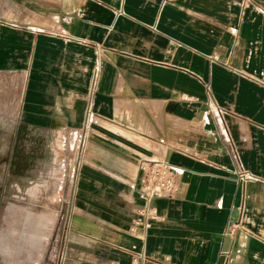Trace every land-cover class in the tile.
I'll return each mask as SVG.
<instances>
[{"label":"crops","instance_id":"0c3cea01","mask_svg":"<svg viewBox=\"0 0 264 264\" xmlns=\"http://www.w3.org/2000/svg\"><path fill=\"white\" fill-rule=\"evenodd\" d=\"M3 116L44 136L99 122L38 254L1 215L0 264H264V0H0ZM150 158L181 175L145 229Z\"/></svg>","mask_w":264,"mask_h":264},{"label":"rangeland","instance_id":"374dc122","mask_svg":"<svg viewBox=\"0 0 264 264\" xmlns=\"http://www.w3.org/2000/svg\"><path fill=\"white\" fill-rule=\"evenodd\" d=\"M79 138L75 131L65 136L56 131L46 136L35 134L22 125L17 126L16 119L4 116L0 119V227L3 224L1 215L8 208L15 214L11 223L16 228L17 241H24L23 235L31 228L32 253H39L43 239L35 238L39 225H49L42 232L45 235L62 219L57 209L68 207L62 200L67 184L61 187V178L73 176L74 161L87 153H77ZM91 139L92 135L87 136L84 143L89 144Z\"/></svg>","mask_w":264,"mask_h":264},{"label":"built area","instance_id":"2783aa9c","mask_svg":"<svg viewBox=\"0 0 264 264\" xmlns=\"http://www.w3.org/2000/svg\"><path fill=\"white\" fill-rule=\"evenodd\" d=\"M94 120L91 116L86 121L84 134L80 137L81 143L89 136V130ZM82 139V140H81ZM138 195L144 200L140 216L134 225L148 228L153 220L158 218L156 209L148 203L156 197H171L179 188V177L181 170L167 159L150 158L143 159L140 164Z\"/></svg>","mask_w":264,"mask_h":264},{"label":"bare ground","instance_id":"6f19581e","mask_svg":"<svg viewBox=\"0 0 264 264\" xmlns=\"http://www.w3.org/2000/svg\"><path fill=\"white\" fill-rule=\"evenodd\" d=\"M18 182V181H17ZM30 182V181H29ZM14 190V189H13ZM11 204V203H10Z\"/></svg>","mask_w":264,"mask_h":264}]
</instances>
